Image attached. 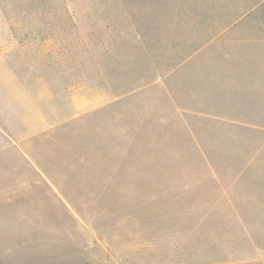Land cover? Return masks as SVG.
I'll use <instances>...</instances> for the list:
<instances>
[{"label": "rangeland", "instance_id": "obj_1", "mask_svg": "<svg viewBox=\"0 0 264 264\" xmlns=\"http://www.w3.org/2000/svg\"><path fill=\"white\" fill-rule=\"evenodd\" d=\"M0 264H264V0H0Z\"/></svg>", "mask_w": 264, "mask_h": 264}, {"label": "crops", "instance_id": "obj_2", "mask_svg": "<svg viewBox=\"0 0 264 264\" xmlns=\"http://www.w3.org/2000/svg\"><path fill=\"white\" fill-rule=\"evenodd\" d=\"M3 99L12 104V94H4ZM9 117L12 118V110L9 112Z\"/></svg>", "mask_w": 264, "mask_h": 264}]
</instances>
